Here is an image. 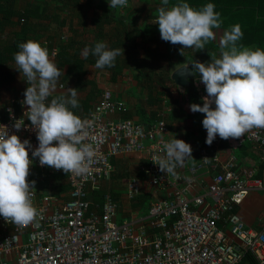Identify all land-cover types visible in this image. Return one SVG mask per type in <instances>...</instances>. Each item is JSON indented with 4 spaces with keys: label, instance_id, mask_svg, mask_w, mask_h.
<instances>
[{
    "label": "built area",
    "instance_id": "1",
    "mask_svg": "<svg viewBox=\"0 0 264 264\" xmlns=\"http://www.w3.org/2000/svg\"><path fill=\"white\" fill-rule=\"evenodd\" d=\"M42 47L56 64L57 46L46 42ZM191 84L201 99L207 95L199 76ZM23 100L24 93L10 99L5 117L0 116V131L5 126L8 134L29 140L32 158L38 140ZM126 110L123 100L108 93L92 106L87 119L94 125L84 143L91 144L96 155L88 162L87 174H66L69 197L61 205L54 195L34 190L36 222L22 228L0 216V264H239L246 253L264 264V220L258 229L250 228L237 208L250 192L264 193L258 169L241 165L238 157L247 144L264 161V129L254 128L239 140L217 135L210 146L204 141L193 163L177 167L178 176L173 177L154 163L166 156L161 137L169 141L162 114L145 125L117 116ZM22 121L17 130L14 124ZM203 134L205 140L204 128ZM132 153L147 154L145 180L130 176L125 198L136 204L146 182L152 199L146 209L119 219L121 204L111 192H102L97 202L89 193L111 176L113 157ZM32 160L30 167H46L38 157Z\"/></svg>",
    "mask_w": 264,
    "mask_h": 264
},
{
    "label": "clouds",
    "instance_id": "2",
    "mask_svg": "<svg viewBox=\"0 0 264 264\" xmlns=\"http://www.w3.org/2000/svg\"><path fill=\"white\" fill-rule=\"evenodd\" d=\"M169 3L170 0H162L157 18L152 22L158 25L160 38L180 45L182 56L183 49H193V52L205 49L215 39L213 29L222 23L215 5L207 3L197 10L182 0L170 7ZM108 6L117 9L129 5L128 0H109ZM242 37L241 26H231L220 39L219 57L213 53L208 63L195 60L187 67L188 74L199 75L207 93L202 105L191 103L189 107L193 113L204 114L202 126L206 129L205 143L209 146L217 135L224 140H239L254 128L264 129V50L238 47ZM18 47L20 50L14 54L16 69L28 85L23 103L28 106L26 116L38 140L31 157H38L41 166L63 170L65 174H87L88 162L96 151L84 141L94 120L82 119L70 110L80 107L76 88H67L69 95L53 96L63 72L50 59L46 47L33 40L20 43ZM81 55L84 59L89 55L96 57L95 68L105 69L115 66L123 49H110L106 42L99 41L94 47L83 49ZM22 126L23 121L14 124L17 130ZM161 141L166 156L157 158L154 163L160 172L177 177V167L193 158L192 148L175 137L169 141L161 137ZM31 147L29 140L21 141L16 134H8L5 126L4 131H0V216L22 228L36 222L38 215L33 204L35 181L28 180L33 162L28 151Z\"/></svg>",
    "mask_w": 264,
    "mask_h": 264
},
{
    "label": "crops",
    "instance_id": "3",
    "mask_svg": "<svg viewBox=\"0 0 264 264\" xmlns=\"http://www.w3.org/2000/svg\"><path fill=\"white\" fill-rule=\"evenodd\" d=\"M161 3L162 0H128V7L111 9L108 6L109 0H0V50L16 44L18 41L23 43L33 40L40 42L41 46L46 42L48 45H56L59 52L64 45L69 43L70 47L67 50L69 54L76 53L82 60L81 71L75 70L77 68H72L69 71L68 64H64L61 68L63 74L59 78V82H62L64 87H58L53 96L69 95L67 88H76L80 107L70 108V110L82 119L87 118L92 106L104 93L125 102L126 113L117 114V116H129V118L147 125L158 116V113H161L168 126L165 138L168 140L173 137L182 139L192 148L193 158L188 159L182 166L187 167L193 163L198 148L205 141L202 126L203 116L196 119L193 117L194 113L190 111L191 102H189L185 90L189 88H182L171 79L173 84L166 88L159 85L160 81L157 82L156 88L152 92L138 82V70L133 64H130L131 59L125 61L124 58H119L118 61L117 57L115 61L117 68L97 69L95 68L96 57L89 55L87 59H84L81 55L83 49L94 47L95 43L99 41L106 42L109 48L121 47L123 49L127 39L132 37L134 28H138L140 35L135 40L140 43L139 54L134 56L133 61L142 62L146 50L154 49V52L148 55L154 58L150 64L158 73L163 68L161 73L163 78L170 77L178 66L189 65L192 59L201 62L195 57L196 52H193V49H183L182 56L180 45H173L163 41L160 37L155 42L151 41V32L159 31L156 24L152 22L157 18V9ZM171 5L169 4V7ZM105 15L111 16L110 19L109 17L105 18ZM218 29L220 31L221 28ZM220 38L215 37L212 40L217 46V50L214 52L217 57L220 55L217 42L220 41ZM142 41H145V48L141 45ZM184 53H187L189 57L187 56L186 61L180 62V56L181 58L185 57ZM156 54L159 56L157 57ZM200 54L208 55L205 51ZM204 60L209 59L204 58ZM6 63L5 66L4 63L0 64L1 117H5L4 108L10 99L23 94L28 86L23 74L16 69L15 60ZM165 65H170L171 70L167 72ZM71 71L73 72L70 73ZM78 72L82 76L78 75ZM98 88L101 89L100 95L95 93ZM152 94H156L157 99L161 101H153ZM154 113L155 117L150 118ZM146 156V153H132L113 157L111 159V167H113L111 176L114 177L117 172L120 174L124 172V176L118 182L116 179L112 181L111 176L104 179L100 189L90 192L89 188V197L93 201L95 199L100 201L101 192L111 188L114 192L113 196L121 204L119 219L130 217L132 211L138 206L125 198L126 181L130 176H137L141 180H145L143 167L147 162ZM238 157L241 165L255 166L259 175L264 179V161L259 159L257 152L253 151L250 145H243L238 150ZM28 180L35 181L37 194L50 193L54 195L58 199V202H55L57 205H61L62 201L69 197V185L63 170L48 166L30 167ZM143 186L146 188L145 191L151 192L146 182L143 183ZM163 194L164 192L159 191L160 196ZM237 208L244 223L250 228L258 229L264 220V193L250 192Z\"/></svg>",
    "mask_w": 264,
    "mask_h": 264
},
{
    "label": "trees",
    "instance_id": "4",
    "mask_svg": "<svg viewBox=\"0 0 264 264\" xmlns=\"http://www.w3.org/2000/svg\"><path fill=\"white\" fill-rule=\"evenodd\" d=\"M178 2H181V0H170L169 4H175ZM182 2L188 3L191 7L197 10L202 8L207 3H213L215 5L214 10L221 14L222 23L225 24L226 23L225 21L227 20L230 24L229 28H231V26L235 24H239L241 26L243 37L238 42V47L239 45H243L253 50H255L256 48H260L261 50H264V0H182ZM107 17H109L110 19L111 16L105 15V18ZM156 27L158 28L157 24ZM138 35H140V30L138 28H134L131 35L132 37L127 39L125 47L123 48V55L118 56V61L119 58H124L125 61L131 59L130 64L131 65L133 64V66L138 70V74H139V79H137L138 82H140L143 87H147L148 89H150V91L152 92L153 90H155L156 83L159 81H160L159 85L163 88H166L171 84H173L172 80L169 79L170 78L169 76H165V78L162 77L163 75L161 73L163 68H161V70L159 71L160 73H158L154 71L153 65L150 64V61H153L154 58L148 55L151 52H154V49H150L148 51L146 50V53L142 58V62L136 63L133 61L134 56H137L139 54L138 47L140 43L135 40V38ZM150 35H151V41L153 42L158 40V38L160 37L159 31L151 32ZM19 44L20 43L18 41V43L4 47L2 50H0L1 65L4 63L5 66V64H7L6 62L14 61V54L20 50L18 47ZM141 45L145 48V41H142ZM69 47L70 45L69 43H67L59 50L56 60V65L58 68L61 69L64 66V64H68L69 71L72 70V68H77L75 70L78 69L80 70L82 60L78 58V55L76 53L69 54V52L67 51ZM110 49H113V47H110ZM216 50H217L216 44L210 41L206 45L205 49L195 51L196 52L195 57L201 60L202 63H208L210 61V56ZM202 51L207 52L208 55L200 54ZM156 56L158 57L159 55L156 54ZM184 56H185L184 58H181L180 56V60H179L180 62H184L187 60L188 54L184 53ZM204 58L209 60L203 61ZM190 61L194 62L195 59H192ZM114 67L117 68V63H115ZM72 72L73 71H71L70 73ZM79 74L81 73L78 72V75ZM196 75L199 76L198 74ZM185 90L187 92L189 102L201 104V105L203 104V100L195 92L192 86L189 89H185ZM95 93L101 94V89L98 88L97 90H95ZM151 98L155 102L161 101L157 99L158 97L156 96V94H152ZM174 115L178 116L176 114ZM201 116H204V114L199 112L193 114V117H195L196 119H198ZM154 117H155V113L151 115L150 118H154ZM151 199H152L151 194L148 191H142L141 194L137 196L138 202L135 204V206H138L140 210H144L149 206V202L151 201ZM239 264H257V262L250 253H246Z\"/></svg>",
    "mask_w": 264,
    "mask_h": 264
},
{
    "label": "water",
    "instance_id": "5",
    "mask_svg": "<svg viewBox=\"0 0 264 264\" xmlns=\"http://www.w3.org/2000/svg\"><path fill=\"white\" fill-rule=\"evenodd\" d=\"M187 67V64H182L178 66L170 75V79H172L176 85L182 88H190L191 79L195 76V74H188Z\"/></svg>",
    "mask_w": 264,
    "mask_h": 264
},
{
    "label": "rangeland",
    "instance_id": "6",
    "mask_svg": "<svg viewBox=\"0 0 264 264\" xmlns=\"http://www.w3.org/2000/svg\"><path fill=\"white\" fill-rule=\"evenodd\" d=\"M225 22H226L225 24H224V23H223V24L221 23V25H223V26H220V28H221L220 31H219L218 28H217L218 30H217V29L213 30L214 33H215V37H216V38H217V37H218V38H219V37L222 38V34L224 33V31H225V30H230V28H229V25H230L229 22H228L227 20H226ZM221 38H220V39H221ZM217 42L219 43L220 41H217ZM166 66H167V67H166ZM164 67H165V70H166L167 72H168L169 70H171L170 65H165ZM115 172H116V171H115ZM123 173H124V172H123ZM123 173L120 174V172H119V173L117 172V173L115 174L116 176L114 175L115 178H114L113 176H111L110 179H111L112 181H113V179H116V182H118V181H120V178H121L122 176H124ZM102 184H103V183H101V185L99 186V189H100V187L102 186ZM34 188L36 189L35 185H34ZM105 190H106V189H105ZM91 191H92V190H91ZM115 191H117V190H115ZM103 192H106V191H103ZM107 192H111L112 194L114 193V192L112 191L111 188H107ZM101 193H102V192H101ZM151 197H152V196H151ZM90 199L93 200L91 197H90ZM153 199H154V198H153ZM97 200H98V199H95L93 202H97ZM136 209H139V207L136 208Z\"/></svg>",
    "mask_w": 264,
    "mask_h": 264
}]
</instances>
